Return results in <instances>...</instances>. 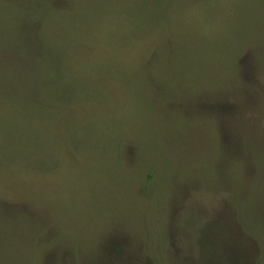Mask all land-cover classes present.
I'll use <instances>...</instances> for the list:
<instances>
[{"label":"rangeland","instance_id":"rangeland-1","mask_svg":"<svg viewBox=\"0 0 264 264\" xmlns=\"http://www.w3.org/2000/svg\"><path fill=\"white\" fill-rule=\"evenodd\" d=\"M0 264H264V0H0Z\"/></svg>","mask_w":264,"mask_h":264}]
</instances>
